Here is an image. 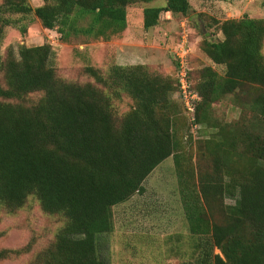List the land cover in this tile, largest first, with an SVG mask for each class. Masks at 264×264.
<instances>
[{"label": "trees", "instance_id": "obj_1", "mask_svg": "<svg viewBox=\"0 0 264 264\" xmlns=\"http://www.w3.org/2000/svg\"><path fill=\"white\" fill-rule=\"evenodd\" d=\"M41 1L2 0L0 45L7 28L25 36L35 20L62 44L110 42L127 29L128 8L155 0ZM162 14L188 19L190 0L145 7L143 29ZM207 25L215 28L201 30L199 49L221 72L206 67L194 79L187 70L192 113L178 76L143 65H88L85 81L70 82L48 44L0 54V214L15 217L32 201L58 222L51 238L30 229L25 245L1 249L0 262L110 264L101 238L114 230L113 209L172 159L187 227L177 237L181 264H264V19ZM227 98L238 110L230 122L214 109ZM192 126L207 133L195 146Z\"/></svg>", "mask_w": 264, "mask_h": 264}, {"label": "rangeland", "instance_id": "obj_2", "mask_svg": "<svg viewBox=\"0 0 264 264\" xmlns=\"http://www.w3.org/2000/svg\"><path fill=\"white\" fill-rule=\"evenodd\" d=\"M29 3L32 8L43 5L41 0H29ZM163 4L164 0H155L150 4L128 8L127 29L121 38L110 42H85L83 38H71L70 43L62 44L53 32L43 29L36 20L28 27L25 36L13 28H7L0 54L4 55L9 48L16 49L19 44L27 47L48 44L52 48L58 74L70 82L85 81L81 71L88 65L103 71L111 65H143L153 74L176 78L180 63L195 79L196 72L206 67L221 72V68L214 66L199 49L201 30L208 34L215 28L205 27L207 24L212 20L239 19L244 14L264 19V0H190L192 14L188 19L162 14L159 25L145 31L142 10ZM215 38L222 39L219 33ZM230 104L227 98L214 108L216 115L226 122L238 117V110ZM187 117H190L189 113ZM200 132H203L201 127H191L193 146L207 138V133L202 135ZM143 188L141 195L137 194L113 209L114 230L108 236H102L103 251L105 253L108 249L106 255L109 253L110 264H181L176 254L177 237L187 234V227L172 159L165 160L157 167ZM30 205L31 208L15 217L0 214V250L25 245L30 229L38 237L42 232L46 237L54 236L58 222L43 215L32 201ZM215 254L218 252L215 251ZM27 261L28 258H11L0 264H26Z\"/></svg>", "mask_w": 264, "mask_h": 264}, {"label": "built area", "instance_id": "obj_3", "mask_svg": "<svg viewBox=\"0 0 264 264\" xmlns=\"http://www.w3.org/2000/svg\"><path fill=\"white\" fill-rule=\"evenodd\" d=\"M179 73H178V77H179V84H180V91H181V95L183 97V103L186 107V109L192 113L193 112V108H192V102L197 100V96L196 94H194L193 92H191L189 90V82L187 80V72L186 69L182 66H180L179 63ZM184 69V70H183Z\"/></svg>", "mask_w": 264, "mask_h": 264}]
</instances>
